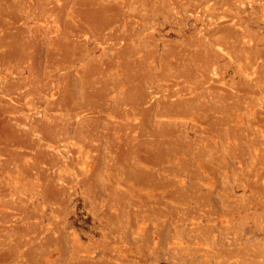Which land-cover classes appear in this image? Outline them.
<instances>
[{
  "label": "rangeland",
  "instance_id": "1",
  "mask_svg": "<svg viewBox=\"0 0 264 264\" xmlns=\"http://www.w3.org/2000/svg\"><path fill=\"white\" fill-rule=\"evenodd\" d=\"M50 1L0 0V264H264V0Z\"/></svg>",
  "mask_w": 264,
  "mask_h": 264
},
{
  "label": "bare ground",
  "instance_id": "2",
  "mask_svg": "<svg viewBox=\"0 0 264 264\" xmlns=\"http://www.w3.org/2000/svg\"><path fill=\"white\" fill-rule=\"evenodd\" d=\"M47 2H48V1H47ZM50 2L53 3L52 1L49 0V3H50ZM44 3H45V2H44ZM45 4H46V3H45ZM58 4H59V3H58ZM50 5H51V4H50ZM55 5H56V6H55ZM61 5H62V4H61ZM54 6H55V8H56V7H57V8L59 7L56 3H55V4L53 3V5H52L51 7H49V8H47V10H48V9H50V10L53 9V10H54ZM11 7H14V6L11 5ZM36 7H37V6H36ZM52 7H53V8H52ZM38 8H39V7H38ZM47 10H46V11H47ZM50 10H49V11H50ZM56 10H58V9H56ZM61 10H62V9H61ZM54 11H55V10H54ZM37 13H38V12H37ZM37 13H36V14H37ZM37 15H38V14H37ZM35 16H36V15H35ZM38 18H39V17H38ZM39 19H40V18H39ZM8 20H9V18H8ZM45 20H46V18H45ZM0 21H1V19H0ZM5 21H6V20H5ZM10 21H12V20H10ZM6 22H8V21H6ZM12 22L15 23V20L12 21ZM42 22H43V21H42ZM44 22H45V21H44ZM1 23H3V22H1ZM10 23H11V22H10ZM10 23H8V25H9ZM15 24H16V23H15ZM16 25H17V24H16ZM3 27H5L4 24H3ZM7 27L10 28V25L5 27V32H4L5 34H7V33L9 34V36H8V34L6 35V37L8 36V37H7L8 39H9V37L11 36V33H12V36H13V35H14V36H15V35L18 36V35H20L22 32L25 31L24 28H23V25H22V27L19 26L20 29L17 27V28L19 29V30H18V33H19V34H17V31H16L17 28L14 27V26H11V27H13V28H11V29H14V30H13L14 33H13V31H12L11 29H9V30H11V33H9V32H10L9 30L6 32V28H7ZM15 28H16V30H15ZM22 28H23V31H22ZM1 30H2V29H1ZM20 30H21V31H20ZM15 31H16V34H15ZM12 36L10 37L11 40H10V39H9V40H10V42L13 41V42H14V45L16 46V44H19V43H20V40L18 39L19 41H18V40L15 41V39H17L16 36H15V37L13 36V37L15 38V39L13 40V39H12ZM53 38L55 39V37H53ZM9 40H8V41H9ZM15 42H16V44H15ZM2 43H3V42H2ZM2 43H1V44H2ZM4 45H5V44H4ZM12 45H13V44H12ZM18 46H19V47H18L19 52L17 51L18 53H16L15 55L20 54V52H21V50H20L21 46H20V45H18ZM4 47H5V46H4ZM11 47L14 48L13 46H11ZM11 47H10V49H11ZM7 48H8V50H9L8 53H10L11 50L9 49V46H8ZM14 50H17V49L15 48ZM12 51H13V50H12ZM13 52H14V51H13ZM13 52L11 53V55L15 53V52H14V53H13ZM23 55H24V54L21 53V56H20V57H22ZM3 56H4V55H3ZM12 56H13V55H12ZM18 56H19V55H18ZM14 58H15V57H14ZM17 60H18V59H17ZM18 63H19V62H18ZM22 65H23V64H22ZM18 67H19V66H18ZM7 78H8V77H7ZM7 78H6V79H7ZM4 81H5V80H4ZM1 83H2V82H1ZM8 83H9V82H8ZM4 84H5V83H4ZM1 89H2V87H1ZM6 89H7V88H6ZM2 97H3V96H2ZM0 98H1V97H0ZM10 98H11V97H10ZM152 99H153V98H152ZM152 99H151V100H152ZM2 100H3V99H2ZM21 100H22V99H21ZM148 100H149V99H148ZM141 101H142V100H141ZM10 102H11V101H10ZM15 102H16V101H15ZM136 102H138L139 105H138V104H137V105L140 106V100H139V101H136ZM168 102H169V105L172 106L173 108H174L175 104L177 103V102L174 101V100H171V101H168ZM1 103H2V102H1ZM18 103H21V102L18 101ZM144 103H145V102H144ZM142 104H143V101H142ZM142 104H141V105H142ZM10 105H11V104H10ZM5 106H6V104H5ZM6 107H7V106H6ZM11 108H12V107H11ZM173 108H172V109H173ZM175 108H176V107H175ZM0 109H1V108H0ZM16 109H17V108H16ZM3 110H4V109H3ZM0 112H1V111H0ZM168 112H169V111H168ZM172 112H173V111H172ZM2 116H4V115H2ZM10 116H11V115H10ZM13 117H14V116H13ZM0 118H1V117H0ZM7 118H8V117H7ZM16 119H17V117H16ZM18 119H19V118H18ZM10 121H11V120H10ZM19 121H20V120H19ZM158 121H159V120H158ZM160 121H162V120H160ZM160 121H159V122H160ZM162 122H164V121H162ZM8 123H9V122H7V124H8ZM3 125H4V124H3ZM12 125H13V124H12ZM14 125H15V124H14ZM164 126H165V125H164ZM17 128H18V127H17ZM17 128H16V129H17ZM163 128H165V127H163ZM14 130H15V129H14ZM163 131H170L172 134H174V133L177 131V129L173 130V128L170 127L169 129H163ZM24 132H25V131H24ZM86 132H87V130H86ZM5 133H6V132H5ZM12 133H13V131H12ZM18 133H19V132H18ZM162 134H163V133H162ZM166 134H168V133L166 132ZM169 134H170V133H169ZM175 134H176V133H175ZM11 135H12V134H11ZM14 138H15V137H14ZM16 142H17V141H16ZM19 144H20V143H19Z\"/></svg>",
  "mask_w": 264,
  "mask_h": 264
}]
</instances>
